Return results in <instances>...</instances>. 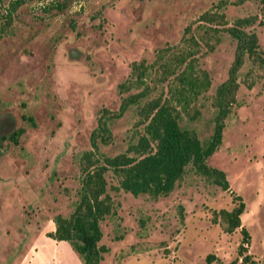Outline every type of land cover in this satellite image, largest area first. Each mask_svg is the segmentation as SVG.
<instances>
[{
    "label": "rangeland",
    "instance_id": "374dc122",
    "mask_svg": "<svg viewBox=\"0 0 264 264\" xmlns=\"http://www.w3.org/2000/svg\"><path fill=\"white\" fill-rule=\"evenodd\" d=\"M8 1L0 2V264H82L65 241L47 232L56 214L73 208L80 185V154L91 148L89 135L101 108L115 110L121 97L146 86V98L168 96L172 74L162 79L160 63L196 39V59L210 77L192 118L180 123L201 140L212 129L211 94L227 76L234 41L223 31L203 40L200 14L218 11L230 23L257 15L251 25L264 50L263 0H21L5 23ZM59 3V7L57 6ZM261 19L262 22H258ZM146 70L131 81L132 61ZM239 69L235 102L224 119L218 147L207 163L222 169L229 187L221 189L192 171L166 195H133L115 189L106 170L112 207L100 221V264H241L239 227L226 232L213 211L230 209L232 195L244 202L240 225L251 263L264 264V75L247 86ZM136 103L111 117L108 142L98 152L123 151L138 114ZM15 132L12 136H8Z\"/></svg>",
    "mask_w": 264,
    "mask_h": 264
},
{
    "label": "trees",
    "instance_id": "16d2710c",
    "mask_svg": "<svg viewBox=\"0 0 264 264\" xmlns=\"http://www.w3.org/2000/svg\"><path fill=\"white\" fill-rule=\"evenodd\" d=\"M20 3L21 0L8 1L6 8H3L5 23L12 19L11 14ZM57 4L59 7V3ZM200 19L208 24L203 27L202 37L208 48L213 45L210 39H217L220 31L226 32L234 41L233 58L228 66L227 76L216 85L211 94V132L206 139L201 140L195 129L180 123L182 112L188 114L189 118L196 115L198 109L195 103L198 96L210 84L208 72L197 63L196 39L193 35H188L182 37V46H176L160 63L162 79L172 74L167 88L168 96L145 97L138 104L141 96L147 93L144 85L139 91L123 95L117 109L101 108L96 117V125L89 135L91 148L80 154V185L73 208L67 215L56 214L53 218L54 227L47 232L56 241H67L81 257L82 264H100L102 252L107 250V247L99 243L102 235L100 221L110 213L112 207L111 197L106 191V170L111 171L116 181L115 189L119 188L133 195H166L188 171L201 175L221 189L229 187L225 172L208 164L207 157L221 142L224 119L235 102L239 69L244 63L247 64L243 82L251 86L254 78L264 75V50L259 46L257 34L250 29L257 20L256 14L237 16L228 23L224 13L204 11L200 14ZM258 22L262 20L259 19ZM130 65L131 81L121 82L119 87L128 88V84L143 80L141 74L146 70L143 60L132 61ZM132 103L137 104L138 114L134 122L136 128L131 133L132 139L121 152L112 155L99 153L97 141L105 143L111 137L108 120L122 114ZM12 134L15 132L8 136ZM232 199L235 203L230 209L213 211L215 216L212 221L218 215L226 232L240 226L237 254L241 257V264L251 263L244 246L249 234L240 225L239 217L244 209V202L239 194L232 195ZM213 259L214 255L207 253L203 264H208Z\"/></svg>",
    "mask_w": 264,
    "mask_h": 264
}]
</instances>
